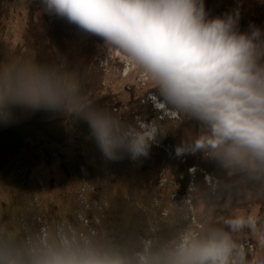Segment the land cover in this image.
Wrapping results in <instances>:
<instances>
[{
  "label": "clouds",
  "instance_id": "obj_1",
  "mask_svg": "<svg viewBox=\"0 0 264 264\" xmlns=\"http://www.w3.org/2000/svg\"><path fill=\"white\" fill-rule=\"evenodd\" d=\"M44 11L65 19L103 45L121 52L154 86L153 106L186 115L207 131L182 141L176 154L200 152L222 168L264 166V32L239 30V12L209 18L204 0H41ZM60 112L84 122L102 156L147 157L157 138L152 121L125 124L85 102L72 72L34 61L14 78H0V122L13 109ZM158 110V109H157ZM235 216L229 230L188 231L141 264H235L231 233L251 227ZM0 264H125L91 244L61 243L31 252L25 261L0 249Z\"/></svg>",
  "mask_w": 264,
  "mask_h": 264
},
{
  "label": "trees",
  "instance_id": "obj_2",
  "mask_svg": "<svg viewBox=\"0 0 264 264\" xmlns=\"http://www.w3.org/2000/svg\"><path fill=\"white\" fill-rule=\"evenodd\" d=\"M204 3L209 18L238 10L241 32L248 31L249 25L264 32V0H204ZM6 12L0 7V78H14L31 61L72 72L81 85L85 102L107 110L126 125L135 126L136 116L145 123L153 121L158 128L156 143L171 148L172 154L182 141L188 142L207 131L198 121L176 112L178 120L158 121L160 112L143 100L145 94L143 102L141 96L131 95L133 98L124 105L104 87L98 57V46L103 41L45 12L41 0L29 4L21 41L10 48L2 36ZM161 154L160 149H155L154 155L148 154L139 165L133 164L127 155L117 161L106 160L90 137L87 125L60 112L17 107L9 120L0 122V179L23 169L29 173L31 166L41 163L45 166L56 163L66 174L83 169L89 174L98 199L107 202L91 221L97 223L88 225L95 235L90 244L118 254L125 264H141V258L145 257L153 259L168 242L177 239L186 225L182 216L174 213L166 223L154 226L164 205L161 202L159 208L151 206L155 194L150 181L151 172L161 168ZM177 159L178 165L171 174L181 190H187L188 169L204 171L216 181L217 189L211 191L201 177L191 193L196 208L199 202L204 204L196 215L201 227L197 233L203 235L209 226L229 230L226 222L235 217L236 211L249 212L253 207L259 208L258 218L264 228V166L256 170H227L198 151L184 153ZM182 174L185 178L179 181ZM8 219V214H1L0 249L26 261L30 253L23 232L8 236L9 231L2 227ZM73 225L81 230L75 221ZM188 230L194 231L191 227ZM231 235L235 240L237 231Z\"/></svg>",
  "mask_w": 264,
  "mask_h": 264
},
{
  "label": "rangeland",
  "instance_id": "obj_3",
  "mask_svg": "<svg viewBox=\"0 0 264 264\" xmlns=\"http://www.w3.org/2000/svg\"><path fill=\"white\" fill-rule=\"evenodd\" d=\"M31 2L32 0H0V7L4 10L7 9L3 16L4 33L2 36L10 48H14L21 41L27 19V8ZM108 49L110 47L106 45L98 46L99 61L103 59ZM117 54H121V52L117 51ZM100 68L104 74V87L110 89L124 105L133 98L131 95H134V98L141 96V102L149 101L153 109H158L157 111L160 112L157 116L158 121L178 120L174 111L161 105H157L156 108L153 106L155 102L149 97L155 91L154 86L126 56L122 61L115 60L109 66L101 67L100 64ZM143 94H145V99ZM136 118L140 117L136 116ZM156 141L152 143L150 149L153 150L149 151V154L152 156L155 149H160L162 158H160L161 168L151 172L150 187L152 193L155 194L151 206L159 208L162 202L164 207L161 209L158 221H154V226L158 222L166 223V219L174 213L182 216V220L186 223L185 227L180 230L177 239L168 242L165 246L167 247L177 242L186 232L191 231L188 230L189 227L194 229L192 232H198L201 228L196 215L203 209L204 204L199 202L196 208L191 197L200 178H203V183L211 191L217 187H215L216 181L206 172L188 169L187 190H181L171 174L178 165L177 157L179 155L172 154L171 148L167 149L163 144L159 146ZM146 158L148 155L136 160L131 159V161L133 164L139 165ZM183 178L185 176L182 174L178 180L183 181ZM205 202L207 201L205 200ZM101 206L106 207L107 202L98 199L90 176L83 169H80L76 174L72 172L66 174L59 169L56 163L52 166H45L41 163L31 166L29 173L23 169L12 173L6 179H0V216L2 213L9 215V219L2 224V227L9 231L8 236L16 235L19 230L22 231L29 253L32 249L34 252L42 249L43 240L50 247L58 246L61 243L73 245L74 234L70 232L69 228L75 232L82 231L91 241V237L95 235L88 229V225L97 223L91 221L98 217ZM258 213V207L251 208L249 212H235V216L252 218L251 227L245 226L238 230L236 239H233L236 244L233 253L235 264H264V228L260 224ZM71 218L77 226L80 225L81 230L74 227V221ZM158 229L156 228V230ZM47 244L45 248L49 247ZM76 245L83 244L77 240ZM146 245L149 246L147 242Z\"/></svg>",
  "mask_w": 264,
  "mask_h": 264
},
{
  "label": "built area",
  "instance_id": "obj_4",
  "mask_svg": "<svg viewBox=\"0 0 264 264\" xmlns=\"http://www.w3.org/2000/svg\"><path fill=\"white\" fill-rule=\"evenodd\" d=\"M124 57L125 56H123L121 54H117V51L116 50L110 48V49H108L106 51L103 59L100 61L101 67H103V65L104 66H109L115 60H117V61L121 60L122 61V59ZM84 222H87V221L84 220ZM69 229H70V232L72 234H74L73 237H72L73 245H76L77 244V240H79L80 243H82V244H87V243L90 244V240H88V238L85 236V234L83 232H75L72 228H69ZM91 232H93V231H91ZM46 244H47V242H46ZM46 244H45V242L43 240L42 249L45 248ZM31 252H34V250L32 249ZM141 260H142V258H141Z\"/></svg>",
  "mask_w": 264,
  "mask_h": 264
}]
</instances>
